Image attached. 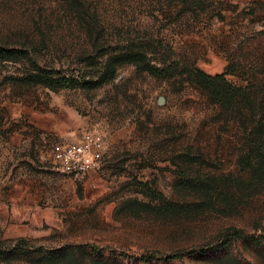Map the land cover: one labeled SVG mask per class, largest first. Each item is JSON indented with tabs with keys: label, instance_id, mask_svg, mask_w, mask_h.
Masks as SVG:
<instances>
[{
	"label": "rangeland",
	"instance_id": "374dc122",
	"mask_svg": "<svg viewBox=\"0 0 264 264\" xmlns=\"http://www.w3.org/2000/svg\"><path fill=\"white\" fill-rule=\"evenodd\" d=\"M89 1L100 38L141 44L156 65L178 66L163 79L125 65L101 87L52 90L17 82L32 69L27 59L0 63V264H264V177L242 170L249 146L235 120L246 109L214 104L185 70L264 82V0ZM58 6L0 0V44L20 48L54 19V30L42 29L50 54L31 57L69 78L78 69L59 60L90 41ZM91 134L104 141L100 169L61 174L53 146ZM231 231L254 238L217 248ZM152 253L183 255L143 259Z\"/></svg>",
	"mask_w": 264,
	"mask_h": 264
},
{
	"label": "trees",
	"instance_id": "16d2710c",
	"mask_svg": "<svg viewBox=\"0 0 264 264\" xmlns=\"http://www.w3.org/2000/svg\"><path fill=\"white\" fill-rule=\"evenodd\" d=\"M148 3L154 4H195L197 0H148ZM56 2L57 13H62L63 19L70 18L78 22H82L86 27V33L89 35L90 45L83 50H77L72 57H67L63 61L59 60L61 66L68 68H77L78 75L67 78L65 75L61 77L53 76L51 70L42 68L38 60L32 59L31 52L45 51L50 54V41L42 32L44 27H50L54 30L53 24L57 21L48 19L40 21L35 25L39 34L33 39L25 38V42L20 48L8 44H0V63L11 61L13 59H27L31 66V70L22 78L17 80L21 85L39 86L52 90L60 88H71L82 83L86 88L101 87L113 80L118 68L125 65H134L140 72L148 73L152 76L166 79L170 77L178 66V64L165 61L161 65H156L148 57L144 46L141 44H126L121 46L115 40L111 42L100 38V32L103 31L99 22V16L95 12L90 13V7L85 4H93L89 0H47ZM158 2V3H157ZM160 2V3H159ZM94 12V11H93ZM87 18L88 23L85 21ZM93 33L96 36L93 37ZM104 40V41H102ZM101 41V44L99 42ZM123 45V44H122ZM87 67H98L100 70L97 75L87 77L82 71ZM73 69V70H74ZM187 76L194 81L199 88L208 94L211 102L225 109H235L242 114L241 109H246L247 117L240 116L235 120L240 124L244 134L248 139L249 150L245 157L242 158V170H249L251 176H256L262 181L264 177V82L257 85L249 83L247 86H237L229 84L225 78V74L210 76L204 72L190 67L185 69ZM82 71V72H81ZM87 77V78H86ZM209 193V192H208ZM252 239L254 237L244 236L239 231H231L222 235L217 244V248L228 246L235 239ZM264 240V238H262ZM192 252H187L191 254ZM182 253H174L169 255H161L152 253L143 259L155 260H174L182 257Z\"/></svg>",
	"mask_w": 264,
	"mask_h": 264
},
{
	"label": "built area",
	"instance_id": "2783aa9c",
	"mask_svg": "<svg viewBox=\"0 0 264 264\" xmlns=\"http://www.w3.org/2000/svg\"><path fill=\"white\" fill-rule=\"evenodd\" d=\"M104 152L103 138L91 134L77 142L56 144L52 156L61 174L80 178L98 171Z\"/></svg>",
	"mask_w": 264,
	"mask_h": 264
},
{
	"label": "crops",
	"instance_id": "0c3cea01",
	"mask_svg": "<svg viewBox=\"0 0 264 264\" xmlns=\"http://www.w3.org/2000/svg\"><path fill=\"white\" fill-rule=\"evenodd\" d=\"M19 189V186L18 185H15L13 186L9 191H7V194H6V199L7 201H10L11 203L14 204L15 202V195H16V190Z\"/></svg>",
	"mask_w": 264,
	"mask_h": 264
}]
</instances>
